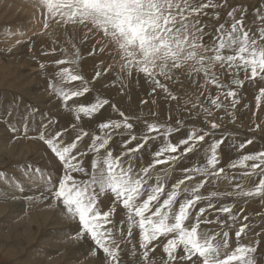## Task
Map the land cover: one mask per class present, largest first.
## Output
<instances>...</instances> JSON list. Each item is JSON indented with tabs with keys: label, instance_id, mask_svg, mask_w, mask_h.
Returning a JSON list of instances; mask_svg holds the SVG:
<instances>
[{
	"label": "snow or ice",
	"instance_id": "obj_1",
	"mask_svg": "<svg viewBox=\"0 0 264 264\" xmlns=\"http://www.w3.org/2000/svg\"><path fill=\"white\" fill-rule=\"evenodd\" d=\"M229 6L228 0H34L42 17L40 35L51 37L53 26L84 30V39L94 40L87 55L95 56L100 46L99 53L107 50L111 63L89 80L80 69L83 56L77 44H70L69 53L52 39L53 46L42 54L59 51L63 58L52 62L56 70L49 89L72 116L74 137L63 138L68 129L49 131L55 119L42 123L37 137H27L26 117L25 137L42 141L61 169L53 182L50 171L44 177L39 167L28 165L23 175L39 174L46 187L39 195L12 198L29 206L47 202L66 215L74 225L70 239L89 243L98 264H258L260 241L242 242L250 225L237 228L240 213L233 210L241 200L264 201V149L245 152L254 137L236 141L232 133H216L224 127L218 113L235 122L246 87L255 89L257 110L264 103V7L254 9L252 23L258 26L253 30L246 23L247 6H231L225 22L206 39L203 18L218 20V10ZM111 71V86L118 84L121 94L129 81L143 82L149 95L159 91L177 102L178 110L195 112L199 125L173 141L174 133L186 127L180 119L173 125L126 114L99 93L85 102L95 82ZM181 76L197 77L187 98L170 87L182 83ZM106 106L116 117L97 120ZM250 130L264 128L257 123ZM186 160L190 166L177 167ZM9 187L25 192L19 181Z\"/></svg>",
	"mask_w": 264,
	"mask_h": 264
},
{
	"label": "rangeland",
	"instance_id": "obj_2",
	"mask_svg": "<svg viewBox=\"0 0 264 264\" xmlns=\"http://www.w3.org/2000/svg\"><path fill=\"white\" fill-rule=\"evenodd\" d=\"M228 2L229 7L218 10L220 11L218 20L212 19L210 16L203 18L202 22L208 24L206 31L209 32V36L206 39H210L215 27L225 22L227 12L231 10V6L237 3L247 6L249 15L246 23L253 30L258 26L252 23L255 18L254 9L264 7V0H228ZM41 30L42 17L34 7V0H0V264H98V257L91 255L89 243H80L70 239L68 233L74 226L73 222L66 220L68 217L61 215L62 213L58 209L47 207V202H35L29 206L24 199L12 198L13 196L20 197L29 194L39 195L46 187L45 180L39 174L32 172L29 177L23 175L28 170V165H32L33 168L39 167L43 171L44 177L50 171L53 175V182H55L61 169V165L42 141L25 137L26 117L27 137H37L41 131L42 123H47L49 119L58 121V123L49 125V131L68 129L63 138L71 140L74 137V132L69 127L70 123L73 122L72 116L62 109L61 102L49 89L50 80L53 79L56 70L52 62L58 58H63L59 51L56 54H42L53 46L52 39H58L59 42L55 46L57 48L67 47L69 53H71L70 44L72 42L77 44L83 56L80 61V69L89 80L92 79L96 70L103 71V68L111 63L107 50L104 53H99L98 48L100 46H97L95 56L87 55L94 44V40L84 39V30L66 32L62 28L53 26V29L48 30V32L53 33L51 37L48 33L40 35ZM98 38L96 37V39ZM17 40L22 42L17 44ZM100 61H103L104 64L100 65ZM41 63L45 64V68L40 67ZM113 76L114 71H111L97 80L93 86L94 92L88 94L85 102L92 100L93 96L99 93L102 97L109 98L111 103L117 105L126 114L148 117L160 123L170 122L173 125L177 119H180L185 122L186 127H182L179 132L174 133L173 141L183 138L187 128H190L194 123L199 125L200 121L195 112L189 114L178 110L177 102L166 100L159 91L155 95H149V86L143 82L130 83L129 81L133 93L134 90L136 92L131 97L126 96L124 92L121 94L118 84L115 87L111 86ZM222 78L227 79L223 75ZM194 80H197V77L181 76L179 81L182 83L172 82L170 87L175 94L187 98L184 94H191L195 90L196 86L192 83ZM78 84L79 82H75V85L71 86ZM105 84L108 86L105 87ZM106 88L115 91V96L106 93ZM211 90L215 92V89ZM254 92L255 89L246 87L242 93L243 99L238 105L234 123L230 122L231 117L222 112L217 114L224 117L222 121L224 127L216 133L217 136L221 133H232L231 139L236 141L255 138L254 143L248 146L244 150L245 152L264 149V131L253 132L250 130L257 123H260L264 128V103L261 104L259 110L256 109ZM203 99L201 97L202 101ZM142 100L148 102L141 104ZM181 103H183V99ZM245 105L248 107H244ZM32 109H38V111L32 112ZM153 112L156 113L154 117L152 116ZM109 116L115 118L116 114L111 111L110 107L106 106L102 115L96 119L103 120ZM169 116L171 117L170 121ZM12 127H15L17 131L12 132ZM85 127L88 125L85 124ZM12 143L15 147H11ZM87 143L86 138L81 147ZM227 151L234 155L231 148H228ZM224 162H227V157H225ZM190 164L191 161L186 160L178 164L177 167L182 168L190 166ZM14 181H19L24 186V193L9 187V183ZM250 183L248 182L246 186H250ZM223 187L221 185V189ZM209 190L206 186L205 191ZM45 206L47 207L45 210L51 216L50 214L44 216L45 210L42 214L41 210ZM233 211L240 213L237 228L244 223L250 225V229L246 230L247 236L242 237V242L260 241L256 254L257 261L258 264H264V201L259 198H253L247 202L241 200L236 203ZM57 212L60 213L61 217L60 215L55 216L58 215ZM39 215L41 217H38ZM244 216L248 217L247 221L243 219ZM120 219L121 215L118 210L115 220L119 222ZM59 235L61 237L63 235L64 238ZM57 237L61 238L63 242ZM65 242L69 245H66ZM69 246L71 247L70 250ZM159 251L157 249V252Z\"/></svg>",
	"mask_w": 264,
	"mask_h": 264
},
{
	"label": "bare ground",
	"instance_id": "obj_3",
	"mask_svg": "<svg viewBox=\"0 0 264 264\" xmlns=\"http://www.w3.org/2000/svg\"><path fill=\"white\" fill-rule=\"evenodd\" d=\"M130 83H131V81H130ZM105 91H106V93H108L110 96H115V91H113V90H111V89H108V88H106ZM123 92L125 93L126 96L131 97L132 94L134 95V93H135L136 91L134 90V93H133L132 85H129V82H128L127 88L124 89ZM34 97H35V96H34ZM125 98H126V97H125ZM136 98H137V97H136ZM40 99H41V98H40ZM126 103H127V102H126ZM121 104H122V103H121ZM128 105H129V104H128ZM125 106H126V105H125ZM154 106H156V105H154ZM142 107H143V106H142ZM127 108H128V106H127ZM161 108H162V107H161ZM145 112H146V111H145ZM156 112H157V111H156ZM5 137H6V136H5ZM35 142H36V141H35ZM26 143H27V142H26ZM12 144H13V143H12ZM12 146H14V144L11 145V147H12ZM17 146H18V145H17ZM17 146H16V147H17ZM23 146H25V145H23ZM11 147H10V149H11ZM14 147H15V146H14ZM19 147H20V146H19ZM21 148H22V147H21ZM7 149H8V148H7ZM38 149H40V148H38ZM34 152H35V151H34ZM38 157H39V156H38ZM40 158H41V156H40ZM38 159H39V158H38ZM42 163H43V162H42ZM48 163H49V162H48ZM46 164H47V163H46ZM46 164H45V165H46ZM53 165H54V164H53ZM53 168H54V167H53ZM7 198H8V197H7ZM19 201H20V200H19ZM1 205H2V204H1ZM18 207H20V206H18ZM42 208H43V206H42ZM42 208H41V209H42ZM45 208H47V207L45 206L44 209L41 210L42 214H43V211L45 210ZM48 209H49V208H48ZM3 210H4V209H3ZM31 210L34 212L33 209H31ZM32 211H31V212H32ZM45 211H46V210H45ZM45 211H44V212H45ZM48 211H50V210H48ZM53 211H54V210H53ZM58 211H59V210H58ZM37 212H38V211H37ZM41 212H40V215H42ZM46 212H47V211H46ZM46 212H45L44 216L47 215V214H50L49 212H47V213H46ZM59 212H60V211H59ZM1 213H3V212H1ZM34 214H36V213H34ZM57 214H58V212H57ZM40 215H39L38 217H41ZM59 215H60V213H59L58 215H55V216L58 217ZM61 215H63V214H61ZM61 215H60V217H61ZM50 216H51V214H50ZM63 216H64V215H63ZM65 216H66V215H65ZM34 217H35V216H34ZM46 217H47V216H46ZM46 217H45V218H46ZM48 217H49V215H48ZM60 217H59V218H60ZM45 218H44V219H45ZM51 218H52V217H51ZM59 218H58V219H59ZM63 218H64V217H63ZM55 219H56V218H55ZM65 219H66V218H65ZM65 219H64V220H65ZM62 220H63V219H62ZM62 220H60V221L62 222ZM66 220H69V219H66ZM66 220H65V221H66ZM13 221H14V220H13ZM57 221H58V220H57ZM16 223H17V222H16ZM58 223H60V222H58ZM68 223H69V222H68ZM19 224H20V223H19ZM69 224H70V223H69ZM59 225H60V224H59ZM59 225H58V226H59ZM67 225H68V224H67ZM63 226H64V225H63ZM56 227H57V226H56ZM59 227H60V226H59ZM61 227H62V226H61ZM57 228H58V227H57ZM12 231H13V230H12ZM60 233L62 234V232H60ZM60 233H59V234H60ZM63 234H64V233H63ZM59 236L61 237V235H59ZM10 237H11V236H10ZM62 237L64 238L63 235H62ZM62 237H61V238H62ZM57 238L61 241V238H59V237H57ZM66 238H67V237H66ZM58 239H57V240H58ZM55 240H56V239H55ZM55 240H53V241H55ZM59 240H58V241H59ZM62 240H63V239H62ZM66 240H67V239H66ZM67 241H69V240H67ZM67 241H66V242H67ZM61 242H63V241H61ZM61 242H59V243L61 244ZM66 242H65V244H66ZM55 243H56V242H55ZM70 244H71V243H70ZM58 245H59V244H58ZM63 245H64V244H63ZM66 245H69V244H66ZM54 246H55V245H54ZM72 246H73V245H72ZM62 247H63V246H62ZM64 247H66V246H64ZM58 248L61 249L60 247H58ZM68 248H69V250H70L71 247L69 246ZM66 250H67V249H66Z\"/></svg>",
	"mask_w": 264,
	"mask_h": 264
}]
</instances>
